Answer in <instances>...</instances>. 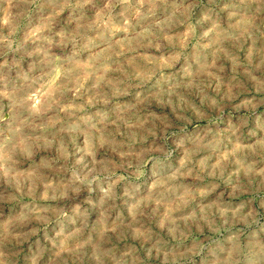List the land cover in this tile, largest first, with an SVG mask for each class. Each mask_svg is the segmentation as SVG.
Masks as SVG:
<instances>
[{"label":"clouds","instance_id":"9594fccd","mask_svg":"<svg viewBox=\"0 0 264 264\" xmlns=\"http://www.w3.org/2000/svg\"><path fill=\"white\" fill-rule=\"evenodd\" d=\"M0 264H264V0H0Z\"/></svg>","mask_w":264,"mask_h":264}]
</instances>
